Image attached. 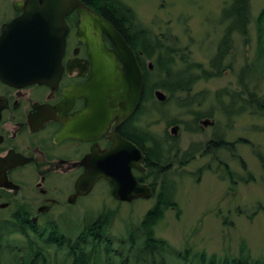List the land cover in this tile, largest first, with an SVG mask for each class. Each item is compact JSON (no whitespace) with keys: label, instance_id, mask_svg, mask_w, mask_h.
Wrapping results in <instances>:
<instances>
[{"label":"rangeland","instance_id":"374dc122","mask_svg":"<svg viewBox=\"0 0 264 264\" xmlns=\"http://www.w3.org/2000/svg\"><path fill=\"white\" fill-rule=\"evenodd\" d=\"M117 1L122 8L124 5L131 9L126 13L135 17L138 26L146 29L152 41L159 42L169 51L167 57L171 56L176 62L173 73L183 71L184 65L195 67L189 72L195 81L186 89L190 97H198L196 103H201V108L187 110L182 105L186 102L185 94L163 91L170 100L153 104L150 114L152 136L163 142L165 130L171 131L172 122H183L194 128L189 126L191 117L196 114L206 117L213 113L214 127L195 133L180 127L172 142L175 145L171 153L174 154L177 147L184 151L191 144L203 143L211 136L217 142L224 140L232 144L234 150L233 153L217 150L216 156L221 162L212 159L214 155H203L184 169L173 166L165 174L164 180L174 186L177 208H169L154 226L155 238L166 241L176 251L182 252L189 247L192 253L204 252L208 257L214 255L219 259L238 258L243 253L251 260L264 261V113L256 112L254 107L264 98V66L257 60L255 25L264 0H250L246 35L233 34L226 45L222 44L227 26L222 20V10L229 0ZM220 50L222 58H219ZM157 57L155 52L150 58L153 64V70L149 72L150 85L164 80L155 65ZM181 58L186 64L180 63ZM205 74L211 77H203L207 78L205 80L202 78ZM221 93L224 94L222 99L216 96ZM230 97L235 103L227 117L218 109V104L221 109L223 105L230 106ZM242 107L244 110L238 113ZM224 164L234 174L232 182L220 178L224 174ZM199 168H202L201 176L197 171ZM159 177L158 183L163 179L162 175ZM198 177L201 178L199 183ZM154 180L153 177L152 182ZM155 199L120 203L111 197L106 184L100 183L70 212L64 213L65 220L59 224L72 237L84 221L107 215L108 236L119 241L118 238H126L127 231L141 223L154 206ZM12 239L20 240V237L13 236Z\"/></svg>","mask_w":264,"mask_h":264},{"label":"flooded vegetation","instance_id":"af4514ba","mask_svg":"<svg viewBox=\"0 0 264 264\" xmlns=\"http://www.w3.org/2000/svg\"><path fill=\"white\" fill-rule=\"evenodd\" d=\"M37 1L40 2L0 0V35L5 25L33 14L35 8L40 7ZM78 1L90 14L100 17L112 26L135 53L143 72V92L138 108L126 121L120 124L114 115L106 117L105 104L112 103L109 97L114 93L96 89L95 63L88 55L84 36L79 33L84 19L77 9L64 16L67 31L58 80L51 77L48 83H34L23 87L10 86L0 81V221H18L27 229L64 221V213L70 212L100 183L106 184L110 193L103 178L94 184L86 196L75 195V184L85 173L88 157L110 148L113 145L111 138L115 134L142 151L144 159L139 169H132V174L139 184L152 189L154 199L162 185L161 182L153 183V177L158 180L162 175L166 179L165 174L173 166L184 169L192 160L203 155H214L211 156L212 159L218 161V148L222 144L226 148L232 146L224 140L217 142L211 136L203 143L191 144L184 151L177 147L174 154L170 151V158L166 156L164 159L163 152H169L175 145L172 142L176 140L175 134H179L180 127L188 133L202 132L204 128L214 127L213 113L206 114V117H191L189 126L194 128H187L188 125L183 122L178 123L180 126L171 123V131L165 130L164 141L161 145L154 146L150 130L153 104L156 101L164 104L170 100V96L164 94L165 99L158 100L155 93L163 91L151 89L149 80V72L153 70L150 61L153 54L137 51L132 46L135 35L140 34L145 36L146 48L150 50L152 39L146 29L144 33L136 30L135 17L126 13L131 9L124 5L122 8L117 0ZM88 26L91 28V37L103 42L105 51L112 55L114 47L108 36L93 28L92 24ZM119 66L122 68L121 63ZM100 70L107 72L106 67H101ZM104 94L108 95L106 101ZM232 101L231 98L229 107L233 105ZM200 108L201 103H197L195 109ZM173 128L177 129L175 134L172 132ZM158 156L161 157L160 160L155 159ZM224 167L226 169L228 165L224 164ZM201 170L202 168L197 170L200 176ZM200 181L201 178L198 177L197 182Z\"/></svg>","mask_w":264,"mask_h":264},{"label":"water","instance_id":"95a60500","mask_svg":"<svg viewBox=\"0 0 264 264\" xmlns=\"http://www.w3.org/2000/svg\"><path fill=\"white\" fill-rule=\"evenodd\" d=\"M36 3L40 7L35 8L33 14L3 27L0 35V81L23 87L48 83L51 77L58 80L67 31L64 16L77 9L84 19L79 33L84 36L88 55L95 63L96 89L114 93L109 97L112 103L105 104V115H114L120 124L126 121L138 108L144 87L143 72L132 49L112 26L90 14L78 0H40ZM88 24L108 36L114 47L112 55L105 51L103 42L91 37ZM101 67H106L107 72L103 73ZM155 94L159 101L165 99L163 92ZM107 98L108 95L104 94L105 101ZM172 132L175 134L177 129L173 128ZM111 139L113 145L110 148L88 157L85 173L75 184V195H88L94 184L103 178L110 195L119 202L150 199L152 189L139 184L132 174V169H139L144 159L142 151L117 134Z\"/></svg>","mask_w":264,"mask_h":264},{"label":"trees","instance_id":"16d2710c","mask_svg":"<svg viewBox=\"0 0 264 264\" xmlns=\"http://www.w3.org/2000/svg\"><path fill=\"white\" fill-rule=\"evenodd\" d=\"M222 20L227 23L226 37L222 41L223 45L227 44L233 34L245 36L250 21V0H229V4L222 10ZM255 25L257 60L262 62V66H264V7L257 16ZM136 30L139 33L145 31L137 23ZM135 36L136 39L132 43L135 50L149 52V55L158 53L155 65L159 72L164 75V80L159 83H152L151 89H160L169 94H185L186 102L182 104L183 107L187 110L194 109L198 97L196 99L194 96L190 97L188 95L190 92L186 88L195 81L189 74L195 67L184 65L186 62L181 58L180 63L184 62V64L182 63L184 65L183 71L173 73L176 62L171 56L167 57L169 51L166 48H163L159 42L151 40L152 45L148 50L145 45V36H140V34ZM220 52L222 53V51L218 52L219 58H222L223 54ZM209 76L211 77V75L205 74L202 78ZM189 78L190 82H188ZM203 79L206 80L207 78ZM216 96L222 99L224 94L221 93V96L219 94ZM236 99L238 100V98ZM258 102H261L258 106L254 105L256 112L264 113V98ZM249 106L252 105L249 103ZM221 107L218 104L222 114L227 117L230 116L232 107L224 105L222 109ZM243 110V107L239 108L238 113ZM195 116L198 117L199 115L196 114ZM186 127L188 128V126ZM152 141L154 146H159L162 143L154 137H152ZM226 147L222 144L218 150L227 149L232 153L234 152L233 146L231 148ZM163 155L170 156V150L169 152L164 151ZM159 158L161 157H155L156 160H160ZM222 170L224 174L219 176L221 180L232 182L233 172L228 168L225 169V167ZM156 182L157 180H154L153 183ZM160 185L162 188L155 195L156 201L152 209L144 215L137 227L127 231L126 238H118L119 241L108 236L109 217L107 215L99 216L94 221H84L76 235L72 237L63 231L60 224H47L43 227L27 229L18 221H15L16 223L14 221L11 223L0 221V264H264V261L251 260L249 256L243 253L238 258L219 259L214 255L208 257L204 252L192 253L189 247L182 252L176 251L166 241L155 238L154 226L163 219L169 208H177L172 182L169 183L163 179ZM13 236L20 237V240L12 239Z\"/></svg>","mask_w":264,"mask_h":264}]
</instances>
